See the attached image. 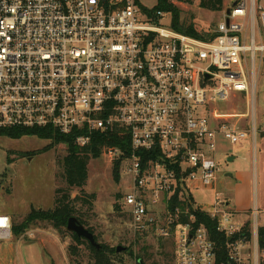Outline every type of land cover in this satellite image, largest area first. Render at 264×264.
<instances>
[{
    "label": "built area",
    "instance_id": "1",
    "mask_svg": "<svg viewBox=\"0 0 264 264\" xmlns=\"http://www.w3.org/2000/svg\"><path fill=\"white\" fill-rule=\"evenodd\" d=\"M258 2L235 0L215 37L200 39L166 27L170 14L151 12L140 0H0V129H80L81 147L95 132L122 129L130 152L109 145L103 153L130 165L122 201L137 234L157 230L172 239L169 264H264L257 198L239 212L216 191L219 136L237 144L251 133L256 141L258 133L251 79L259 75L257 58L264 63ZM232 92L245 95L246 114L212 108ZM251 115L252 128L230 124ZM142 152L155 156L144 162ZM209 188L214 197L206 208L193 190ZM176 195L185 209L171 207ZM190 207L218 221L224 245L205 224L196 225ZM12 227L11 217L0 214V251Z\"/></svg>",
    "mask_w": 264,
    "mask_h": 264
},
{
    "label": "rangeland",
    "instance_id": "2",
    "mask_svg": "<svg viewBox=\"0 0 264 264\" xmlns=\"http://www.w3.org/2000/svg\"><path fill=\"white\" fill-rule=\"evenodd\" d=\"M140 1L150 8L158 4V0ZM234 1L224 0L223 9L216 12L201 7V0L174 4L178 6L183 21L194 22L198 30L204 31L214 30L222 19L223 11ZM258 1L264 6V0ZM163 21L168 27L171 16L167 15ZM247 56L245 69L251 70L252 61L250 55ZM256 64L259 75L251 76L252 82L257 84L254 98L258 129L256 141L253 133L237 144L219 136L216 151L220 164L216 191L239 212L251 209L255 198L258 206L264 209V63L260 65L257 58ZM212 108L221 113L246 114L249 111L245 95L236 92H232L228 100L214 101ZM230 124L242 129L252 128V115L236 117ZM67 151L65 143H52L50 139L38 136L0 137V214L9 215L13 223H20L32 209H52L59 188L68 189L72 198L83 195L81 188H69L64 178L63 158ZM115 163L105 153L89 159V176L83 190L86 194L95 193L96 197L92 208L79 200L76 208L83 213L82 216L79 213L74 216L84 219V225L94 233L101 246L126 247L123 261L118 262L117 258V264H137L139 259L147 264H169L173 252L172 239L161 237L157 230L142 235L133 230L122 201L131 183L130 165L126 161L122 163L118 178ZM193 194L198 204L210 208L214 197L212 189H194ZM157 216L162 214L157 212ZM73 233L67 227L59 232L45 221L30 222L23 232L13 234L2 244L0 264H92L90 242L85 238L81 244L75 242Z\"/></svg>",
    "mask_w": 264,
    "mask_h": 264
},
{
    "label": "trees",
    "instance_id": "3",
    "mask_svg": "<svg viewBox=\"0 0 264 264\" xmlns=\"http://www.w3.org/2000/svg\"><path fill=\"white\" fill-rule=\"evenodd\" d=\"M180 1L192 2L193 0ZM200 6L213 12L221 11L224 6V0H201ZM157 10L168 12L172 18L171 27L180 33L200 39L214 38L216 35L213 30H198L194 22L186 23L183 21L180 18V10L178 6H176L171 0H158V4L153 7L151 12H156ZM82 133L84 132L80 129H75L71 133H61L53 128L0 129V137L13 139L23 136H38L43 139H50L52 143H65L68 151L67 155L63 158L64 178L69 188H81L83 192V195L72 198L68 189L65 190L63 188H59L56 194L55 206L48 210L32 209L25 220L20 223H13V234L23 232L28 227L29 223L33 221L48 222L56 230L62 232L64 227H67L70 217L78 213L82 216L83 212L76 208V203L79 200H81L82 204L87 205L89 208L93 207V202L96 197L95 193L86 194L83 190L89 176V159L91 157L102 156L104 148L109 145H115L122 148L126 155L130 152V140L128 134H126L122 129H114L113 131L106 133L95 132L93 133L91 143L84 147L76 144V138ZM142 156L144 162H147L151 157H154L155 154L151 155L147 152H142ZM121 167V160H117L114 169L118 178L120 176ZM118 197L120 198L121 195H118ZM177 204L181 205L183 209L186 208V204L184 202H179L178 196L176 195L172 200L171 207H174ZM190 208L191 213H194L196 216V225L205 224L217 243L219 245H224L226 237L217 231L218 221L211 218L208 213L204 212L200 208L195 210L192 207ZM188 219L189 214H183L181 217V221L183 222L188 221ZM78 220L83 225L85 224L83 218L79 217ZM72 237L74 241L79 244L84 241V238L78 236L76 233H73ZM89 248L93 253L92 264H117L116 259L118 258V262H122L123 257L126 254L125 250L118 252L117 247L109 248L107 246H101L100 248H97L90 243ZM137 264L147 263L142 259H139L137 260Z\"/></svg>",
    "mask_w": 264,
    "mask_h": 264
},
{
    "label": "water",
    "instance_id": "4",
    "mask_svg": "<svg viewBox=\"0 0 264 264\" xmlns=\"http://www.w3.org/2000/svg\"><path fill=\"white\" fill-rule=\"evenodd\" d=\"M229 159L232 160V158ZM67 229L76 233L78 236L87 239L93 246L97 248L101 247V244L98 243V241L96 240L94 233L91 232L85 225L80 223L77 217L72 216L69 218ZM125 249L126 247H123L121 245L117 246L118 252L123 251Z\"/></svg>",
    "mask_w": 264,
    "mask_h": 264
},
{
    "label": "crops",
    "instance_id": "5",
    "mask_svg": "<svg viewBox=\"0 0 264 264\" xmlns=\"http://www.w3.org/2000/svg\"><path fill=\"white\" fill-rule=\"evenodd\" d=\"M263 131H264V129H263ZM228 176H231L230 174H228Z\"/></svg>",
    "mask_w": 264,
    "mask_h": 264
}]
</instances>
